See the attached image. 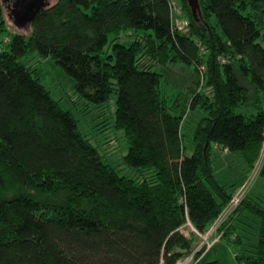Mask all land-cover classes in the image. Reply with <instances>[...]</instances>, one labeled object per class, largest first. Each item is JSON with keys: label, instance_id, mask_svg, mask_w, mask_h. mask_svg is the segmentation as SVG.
<instances>
[{"label": "trees", "instance_id": "16d2710c", "mask_svg": "<svg viewBox=\"0 0 264 264\" xmlns=\"http://www.w3.org/2000/svg\"><path fill=\"white\" fill-rule=\"evenodd\" d=\"M197 2L194 17L177 0L182 33L167 0H56L34 7L30 33L0 42V264H176L200 241L187 224L205 232L248 181L219 241L235 244L242 264H264V204L252 191L264 180V0ZM127 30L139 33L117 42ZM7 31L0 1V36ZM31 52L51 58L89 103L115 95L134 177L17 60ZM177 64L193 77L169 95L158 67ZM247 104L251 113L237 112ZM197 109L188 137L185 117ZM214 157L224 168L242 162L246 175L223 182ZM241 216L254 217L252 241L237 232ZM203 249L192 264H218Z\"/></svg>", "mask_w": 264, "mask_h": 264}, {"label": "rangeland", "instance_id": "374dc122", "mask_svg": "<svg viewBox=\"0 0 264 264\" xmlns=\"http://www.w3.org/2000/svg\"><path fill=\"white\" fill-rule=\"evenodd\" d=\"M1 1V0H0ZM56 0H44L42 4L52 5ZM3 15L8 28V31L0 36V42L2 46L8 41L10 33L18 32L22 34H28L31 32V23L28 21L24 28L17 27L7 16L4 5ZM134 30H127L122 32L117 42L121 44H129L135 37ZM25 66L35 68L38 74L41 84L48 90L50 96L56 100L59 106L64 110H69L76 119L77 128L86 139L89 140L94 146H96L99 152L105 157V159L111 163L120 174L134 177L135 172L133 169L126 167L123 161V156L126 153V145L124 142L123 131L114 127V112H115V95H112L106 103L92 104L83 99L74 91V82L67 76L62 68H60L49 57H42L37 52H31L25 56H21L17 59ZM158 69L163 72L164 75V88L169 95H175L184 86L191 82L193 73L191 69H187L184 65H167L165 68ZM237 112L251 113L252 109L249 104L245 105ZM202 117V112L197 110H191L185 117L183 125V133L188 135L192 134L198 120ZM231 160V159H230ZM215 172L220 180L225 183H234L238 181L242 175L244 177V165L241 163L231 164L228 168H224L223 161L214 157ZM233 161V159H232ZM244 173V174H243ZM252 191L256 195V199H261L264 204V180L261 177L255 179ZM257 199V200H258ZM253 216H241L238 221L234 223L238 227L237 232L245 235V242L252 241L254 239L255 228L257 224L251 221L254 220ZM256 221V220H255ZM257 223V222H256ZM189 228V227H188ZM188 228L183 227L182 232L188 233ZM247 232V234H246ZM214 235H210L207 239H214ZM200 238V237H199ZM200 242L205 243V240L200 238ZM198 244V245H199ZM197 245V246H198ZM246 249H250L245 247ZM240 250L233 243H229L228 246L225 240L216 242L209 250L203 251L202 255H205L203 261H217L218 264H242L234 258L233 254H238ZM191 252L188 256H191ZM192 261L194 255L191 256ZM191 261V262H192Z\"/></svg>", "mask_w": 264, "mask_h": 264}, {"label": "built area", "instance_id": "2783aa9c", "mask_svg": "<svg viewBox=\"0 0 264 264\" xmlns=\"http://www.w3.org/2000/svg\"><path fill=\"white\" fill-rule=\"evenodd\" d=\"M167 2L169 4L170 10H171L172 27L179 32L185 33L188 30V22L185 18L181 17V11H180V8L177 4V0H167ZM221 61H224V60H221ZM248 185H249V181L246 182V184H244L243 186H241V188L230 199L228 205L224 209L221 216H219L217 218V220L213 224H211L205 232L198 233L190 224H187L189 227V230L193 231L200 238L205 240V243H203V245L200 242V244L196 247L194 252L201 250V248H203V247H204L203 251L204 250L207 251L216 242H218V240L220 239V236L222 234V233L218 232V227H219L220 223L223 221V219L226 217V215L241 201L244 193L246 192L245 189L248 187ZM184 235H188V233L184 234ZM210 235H214L215 237H214V239H212V240L208 239V241H207L206 238H208ZM203 251L201 253V256L203 254ZM194 252L192 253V255H194ZM191 256H187L184 259L179 260L176 264H192L193 261H192Z\"/></svg>", "mask_w": 264, "mask_h": 264}, {"label": "water", "instance_id": "95a60500", "mask_svg": "<svg viewBox=\"0 0 264 264\" xmlns=\"http://www.w3.org/2000/svg\"><path fill=\"white\" fill-rule=\"evenodd\" d=\"M2 1V0H1ZM44 0H38L36 5H41ZM190 9L191 13L194 17H196V13L198 11V2L197 0H186ZM4 8L6 10L8 18L20 28H24V26L29 21V17L34 10V6L28 4L25 1L16 0L14 4H11L10 8L6 7V3L2 1ZM35 5V6H36Z\"/></svg>", "mask_w": 264, "mask_h": 264}, {"label": "flooded vegetation", "instance_id": "af4514ba", "mask_svg": "<svg viewBox=\"0 0 264 264\" xmlns=\"http://www.w3.org/2000/svg\"><path fill=\"white\" fill-rule=\"evenodd\" d=\"M5 3H6V7L7 8H10L11 7V4H14L15 2H16V0H3ZM19 1H25V2H27L28 4H30V5H32V6H34V7H36L37 5V2H38V0H19ZM48 4V3H47ZM36 5V6H35ZM42 5V4H41ZM43 5H45V4H43ZM33 7V8H34Z\"/></svg>", "mask_w": 264, "mask_h": 264}, {"label": "crops", "instance_id": "0c3cea01", "mask_svg": "<svg viewBox=\"0 0 264 264\" xmlns=\"http://www.w3.org/2000/svg\"><path fill=\"white\" fill-rule=\"evenodd\" d=\"M245 172H246V170L244 169V173H245ZM244 173H243V174H244ZM245 175H246V174H245ZM245 175H244V176H245ZM243 178H244V177H243V175H242V177L240 178V181H241ZM240 181H238V182H240Z\"/></svg>", "mask_w": 264, "mask_h": 264}, {"label": "bare ground", "instance_id": "6f19581e", "mask_svg": "<svg viewBox=\"0 0 264 264\" xmlns=\"http://www.w3.org/2000/svg\"><path fill=\"white\" fill-rule=\"evenodd\" d=\"M254 170H255V169H254ZM255 171H256V170H255ZM255 171H254V172H255Z\"/></svg>", "mask_w": 264, "mask_h": 264}]
</instances>
